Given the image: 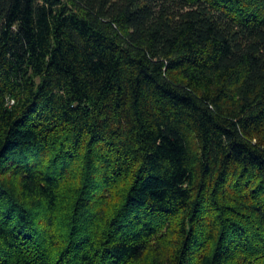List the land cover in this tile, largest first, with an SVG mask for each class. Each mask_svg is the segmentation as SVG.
Here are the masks:
<instances>
[{
  "label": "trees",
  "instance_id": "obj_1",
  "mask_svg": "<svg viewBox=\"0 0 264 264\" xmlns=\"http://www.w3.org/2000/svg\"><path fill=\"white\" fill-rule=\"evenodd\" d=\"M0 264H264V0H0Z\"/></svg>",
  "mask_w": 264,
  "mask_h": 264
}]
</instances>
